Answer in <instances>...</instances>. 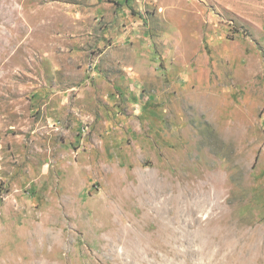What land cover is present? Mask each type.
Here are the masks:
<instances>
[{
    "label": "rangeland",
    "instance_id": "374dc122",
    "mask_svg": "<svg viewBox=\"0 0 264 264\" xmlns=\"http://www.w3.org/2000/svg\"><path fill=\"white\" fill-rule=\"evenodd\" d=\"M0 264H264V0H0Z\"/></svg>",
    "mask_w": 264,
    "mask_h": 264
}]
</instances>
